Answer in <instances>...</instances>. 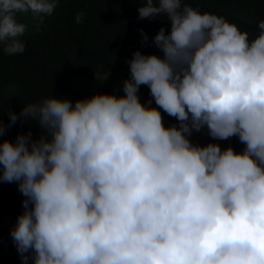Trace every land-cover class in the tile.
<instances>
[{
    "label": "clouds",
    "instance_id": "clouds-1",
    "mask_svg": "<svg viewBox=\"0 0 264 264\" xmlns=\"http://www.w3.org/2000/svg\"><path fill=\"white\" fill-rule=\"evenodd\" d=\"M58 3L0 0V51L22 54L18 16L39 31ZM138 14L170 31L152 40L162 56L133 52L122 94H50L8 109L7 125L0 105V184L23 196L10 229L22 264H264V19L250 38L185 0H143ZM18 120L41 134L3 138ZM204 128L243 150L193 143Z\"/></svg>",
    "mask_w": 264,
    "mask_h": 264
},
{
    "label": "trees",
    "instance_id": "trees-1",
    "mask_svg": "<svg viewBox=\"0 0 264 264\" xmlns=\"http://www.w3.org/2000/svg\"><path fill=\"white\" fill-rule=\"evenodd\" d=\"M185 2L201 13L226 18L247 31L250 38L258 34V22L264 19V0ZM142 6L143 0H59L54 13L39 25V31L30 13L20 14L18 19L28 25L22 37L25 51L12 56L0 51V105L5 125L9 122L8 109L19 116L24 104L43 96H66L74 101L94 92L115 93L108 86L93 91L74 89L67 83L74 75L91 78L110 70L124 71L135 50L162 56L152 40L161 27L170 31V23L162 20L164 17L140 19L138 8ZM81 11L85 13L84 21L76 24L74 17ZM141 29L147 34V44L141 43ZM27 128L33 137L41 134L35 121L18 120L3 138L14 142L17 133ZM223 141V148L231 145L237 152L244 148L235 136ZM22 200L16 183L0 184V264H22L10 236V229L23 211Z\"/></svg>",
    "mask_w": 264,
    "mask_h": 264
},
{
    "label": "rangeland",
    "instance_id": "rangeland-1",
    "mask_svg": "<svg viewBox=\"0 0 264 264\" xmlns=\"http://www.w3.org/2000/svg\"><path fill=\"white\" fill-rule=\"evenodd\" d=\"M128 75L129 66L124 71L110 70L103 74L93 76L91 78H87L81 75H74L68 79L67 83L74 89L84 91H93L100 86H108L112 91L119 95L123 93L122 84L124 79L127 78ZM138 95L142 103L147 104L151 102V104L155 106V101L154 99H152L149 92V88L146 85L140 86ZM161 113L163 116L164 124L178 123L174 117L168 116L166 113L163 112L162 109ZM29 129L30 128H27L24 132H27ZM190 140L193 143H198L201 145L207 144L209 142H216L221 146V148H223L225 144L223 140L213 141L212 138L208 135L206 128L202 129L200 132L193 131Z\"/></svg>",
    "mask_w": 264,
    "mask_h": 264
}]
</instances>
